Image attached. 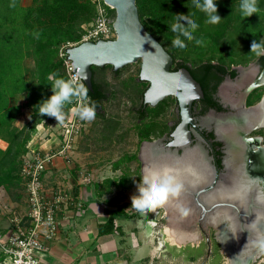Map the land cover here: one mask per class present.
<instances>
[{
	"label": "trees",
	"instance_id": "16d2710c",
	"mask_svg": "<svg viewBox=\"0 0 264 264\" xmlns=\"http://www.w3.org/2000/svg\"><path fill=\"white\" fill-rule=\"evenodd\" d=\"M13 2L15 6L11 7ZM257 2L260 11L244 18L239 12L240 0H217L222 20L215 25L205 23V14L192 7L191 0H137V6L147 30L177 60L172 68L186 67L200 82L205 97L212 99L211 93L216 85L207 84L214 77L218 82L224 73L235 76L237 70L231 69L233 65H247L256 60L264 65V56L257 57L251 52L252 41L264 37V0ZM96 14L94 0H31L29 5H24L21 0H0V139L7 142L6 148L0 147V187L6 188L15 200L23 196L22 161L29 152L28 145L38 130L37 126L41 123L48 126L56 121L54 117L39 115L37 105L52 94L50 83L54 79L67 78L59 50L65 44L79 42L84 26L92 22ZM112 14H116L115 9H112ZM191 15L199 24L195 36L203 37L205 44L198 46L184 41L187 51H178L173 46L178 37L170 31L171 25L176 23L177 16L191 20ZM34 32H39V39L34 38ZM27 54L33 59L34 86L25 73ZM107 68L116 75L121 71L110 65L92 66L93 89L83 82L88 96L96 102V117L104 116V103L111 92L109 82L98 79V74L102 75ZM124 82L125 87H134L141 96V103L135 109V127L140 140L147 139L155 130L162 132L164 129H159L161 125L156 118L172 104L173 98L168 97L156 106L145 104L146 85L140 87ZM135 82L136 77L131 84ZM19 94H25L22 103L16 98ZM72 104L65 106V116ZM26 109L30 110V119L20 127L16 120ZM134 160L139 161L137 153L125 154L113 163L115 169L123 170L122 176L106 178L102 184L110 185V189L131 185L134 181L130 178L129 164ZM14 189L21 191L15 192Z\"/></svg>",
	"mask_w": 264,
	"mask_h": 264
},
{
	"label": "crops",
	"instance_id": "0c3cea01",
	"mask_svg": "<svg viewBox=\"0 0 264 264\" xmlns=\"http://www.w3.org/2000/svg\"><path fill=\"white\" fill-rule=\"evenodd\" d=\"M34 85L33 79L32 86ZM20 101L18 102L21 103ZM28 119L27 111H23L16 124L22 127ZM52 127L47 131L46 127L40 124L38 132L31 140L32 146L42 150L56 149L60 142L61 125L53 123ZM6 146L7 142L0 139V147L4 149ZM85 170L75 159L67 160L57 155L44 172L42 180L48 196L65 190L70 197L68 204H63L57 214L60 221L57 236L49 239L42 235L49 247L44 255L47 263L231 264L232 258L220 244L221 241L215 240L212 228L206 232L212 241L209 252L208 241L203 240L200 229L193 228V234L183 229L180 234H184V240L195 238L194 241L179 239L180 241L176 242L168 237L166 229L159 225L163 215L159 208L143 218L130 209L138 192L136 183L126 187L113 186L110 189V185L102 184L104 179L94 177L95 174L86 181L84 177L90 173ZM22 195L20 200L9 201L4 197L3 204L0 201V215L4 214L7 219L0 233H5L10 228L11 210L22 213L27 211L25 193ZM220 222H214L218 236L220 231L226 228L224 223ZM195 234L196 237L190 238ZM257 258L258 256L255 261Z\"/></svg>",
	"mask_w": 264,
	"mask_h": 264
},
{
	"label": "flooded vegetation",
	"instance_id": "af4514ba",
	"mask_svg": "<svg viewBox=\"0 0 264 264\" xmlns=\"http://www.w3.org/2000/svg\"><path fill=\"white\" fill-rule=\"evenodd\" d=\"M176 63L177 60L174 59L171 66L172 70H178L183 67L180 66L173 69L172 67ZM251 63L256 65L257 69L255 71H239L237 69L239 65H233L231 69L236 68L237 70L235 76L224 73L221 81L217 82L215 77L209 81L207 85H216L211 93L212 99L206 98L204 95L203 98H197L193 101L191 107L192 121L188 124L190 136L185 144L177 147L169 146V143L173 140L172 134L174 130L182 122L179 103L176 97L172 95L166 98H173L175 118L162 125L157 122L158 125H161L159 129L164 128L165 130V128H168V130H163L164 132L162 131V133L160 132L161 136L157 138H154L150 134V138L148 137L143 141L140 140V143L142 144L144 141H155L151 149L155 155L170 154L175 158H180L185 156L187 152L196 153L202 161V164L205 165L204 169L208 177L206 181L200 184L201 190L204 187L206 191L212 192L220 186L228 187L234 179L243 178L249 181V184L251 183L250 186L254 187L251 190L252 193H254L253 191L255 189L257 194L264 193V122L257 125H253L252 123L253 128L248 129L251 126V124H248V116L253 112L250 108L261 103L264 98V65L258 60ZM251 63L242 66L248 67ZM141 81L143 80L139 79L138 72L136 82L133 85H140V87H142L141 85H146V90L149 82ZM133 91L135 92L136 90ZM260 114L258 113V117ZM232 124L234 125V129H230ZM225 127H229V131L225 130ZM137 155L139 159L138 163L141 162L143 165L140 152ZM202 195L200 196L202 197ZM221 200L226 202L229 198L224 197L217 201L220 202ZM254 200L251 197L248 205L242 210L245 214L252 213L256 208H259V205ZM231 201L238 203L235 200ZM188 205L192 207L191 213H198L200 216L197 227L201 230L203 240L208 241L203 232H207L205 224L209 223L210 225L207 227L214 230L215 240L220 242L221 238L216 234L217 226L214 224L216 220L211 219V222L210 220H206V217L208 215L213 216L217 211L227 209L218 207L217 210H214L215 212L213 214L207 213L203 216L201 207L193 197L190 198ZM238 212L239 210L235 208L228 209L227 211V213H231L235 217L238 216ZM221 231H224V229ZM225 235L227 236V234ZM228 237L230 238V236ZM220 244H222V241Z\"/></svg>",
	"mask_w": 264,
	"mask_h": 264
},
{
	"label": "water",
	"instance_id": "95a60500",
	"mask_svg": "<svg viewBox=\"0 0 264 264\" xmlns=\"http://www.w3.org/2000/svg\"><path fill=\"white\" fill-rule=\"evenodd\" d=\"M104 2L115 9L113 28L116 36L112 39L81 41L68 47L67 53L69 59L72 60L73 71L77 72L80 78L81 76H86V79L82 81L89 89H93L92 66L104 67L111 65L114 70H118L128 64L140 61L139 79L149 82V86L144 92V102L155 106L167 96L176 97L182 115V122L174 130L172 134L173 140L169 143V146L177 147L185 144L190 136L188 124L192 121V103L195 99L204 97L200 82L193 77L186 67L178 70L171 69L174 57L147 30L141 21L137 0H104ZM237 69L239 71H255L257 67L254 63H251L248 67L239 65ZM263 103L264 98L261 103L251 107L250 110L258 112L262 109ZM257 119L259 121L256 120L253 125L262 123V121L260 122L261 117ZM253 125L251 123L248 129L253 128ZM154 144L155 141H144L142 143L141 151L143 156H145V152L149 148L152 149ZM141 160H143L144 170L147 165L146 158L142 157ZM200 188V185L192 188L189 191V197L197 200L203 211V216L207 213L213 214L218 207H223L227 210L235 208L239 210L235 220L237 221V227L240 229L247 227L245 224L246 217L251 221L255 218L253 212L245 214L242 211L244 208L240 207L238 203H233L232 199L226 200V202L223 200L218 202L217 200L220 197L215 200L210 199L207 196L211 191H206L204 187L202 190ZM211 219L213 220L212 215L206 217V220ZM224 225L226 227L225 223ZM224 231H221L219 236L224 250L231 258H234L231 264L234 262L235 264H254L256 256L261 253L255 251L250 245L245 250L244 239L248 238L247 231H242L237 236H233L231 233L226 236L223 234L225 233ZM203 233H205L209 242V252L211 249L210 236L205 231Z\"/></svg>",
	"mask_w": 264,
	"mask_h": 264
},
{
	"label": "clouds",
	"instance_id": "9594fccd",
	"mask_svg": "<svg viewBox=\"0 0 264 264\" xmlns=\"http://www.w3.org/2000/svg\"><path fill=\"white\" fill-rule=\"evenodd\" d=\"M192 7L200 10L206 16L205 23L218 24L222 17L218 14L217 0H191ZM14 7V2L10 5ZM260 11L257 0H240L239 12L244 18L257 14ZM192 16V15H191ZM199 24L192 19L184 16H177L176 23L171 25L170 31L178 38L173 41V46L178 51H187V44L184 41L194 42L198 46H204L203 37H196L195 33ZM34 38L39 39V32L32 33ZM251 52L257 57L264 56V37L259 41L253 40L251 43ZM86 76H81V81ZM52 94L42 100L37 106V113L41 116L47 115L54 117L58 123L65 119V106L71 105L75 100L82 101L72 107L70 111L82 121H93L96 118V102L88 96V89L83 82L76 78L64 79L57 77L51 83ZM195 170L191 165L177 166L174 164H162L158 166L146 167L143 170L141 184H136L137 195L132 200L130 208L140 217H146L149 212L165 206L172 201L181 218L187 217L191 209L183 202L179 201L185 191V177L195 176ZM249 186L239 184L234 187L230 196L234 199L244 201L247 199ZM256 200L264 204V193H258ZM221 223L226 224L225 234L231 233L237 236L242 231H247L248 238L245 246L250 245L255 251L264 253V214L255 213V218L247 223V227L240 229L237 227V221L231 216H225Z\"/></svg>",
	"mask_w": 264,
	"mask_h": 264
},
{
	"label": "rangeland",
	"instance_id": "374dc122",
	"mask_svg": "<svg viewBox=\"0 0 264 264\" xmlns=\"http://www.w3.org/2000/svg\"><path fill=\"white\" fill-rule=\"evenodd\" d=\"M21 1L24 5H29L31 3V0ZM24 66L27 78L32 84L34 79L32 74L33 59L30 54H27L24 61ZM120 69L121 71L118 75L114 74L110 68L105 69L102 75L98 74V79H105L109 82L108 88L110 89L109 91H111L108 100L104 103V116L96 117L90 122L87 121L86 129L83 130L76 141V154L73 159H75L76 162L80 163L84 169H86L85 172L90 173L91 175L95 174L94 177L97 176L99 179H106L109 177L120 178V176H122L123 170L115 169L113 163L118 161L125 154L140 152L141 158L144 157L143 152L141 151L142 144L140 143L139 134L135 127L137 122L135 109L141 103V96L139 93L133 91L134 87L130 89V87L127 88L123 85L124 81V83L133 85L131 82L134 81V77H137L138 75L140 61L128 64ZM127 75H132L133 77H127ZM16 98L18 101H20V99L22 101L25 100V96L21 95H18ZM173 108L174 105L172 102L171 106L165 109L166 111L164 110L160 115H158L156 121L162 125L163 123L166 124L169 120L174 119L175 114ZM23 111H27L30 119V110L26 109ZM53 123H58V121L56 120L50 123L48 126H45L43 123L41 124L46 127L45 130L50 131L53 128ZM150 127L151 126H147V128ZM166 130H168V128H165L164 131ZM160 132L161 131L159 130H155L151 134L154 138H157L161 136L162 132ZM141 161L143 162V160ZM131 162L129 164L131 174L130 178L134 181V184H141L142 179H140L139 176L143 175L142 163H138V161L135 160ZM14 191H21V189H14ZM4 197H7L9 201L15 200L14 196H12L6 188L0 187L1 204H3L2 200ZM176 202L177 201L174 200V202L172 201L165 206L159 207V210L161 213H163V215H161L162 217L160 218V223H158L162 228L166 229V235L170 238L171 230H174L176 234H180L183 229L190 233L193 232V228H195L194 230L199 229L197 224L199 222L198 220L200 216L197 213L193 214L190 212L187 217L181 218L176 208H172V203L175 204ZM185 205H187L190 209L192 208L188 205V203ZM5 218L6 216L4 214L0 215V230L3 229L2 227L6 223L7 219ZM208 225L210 224H205L206 231H210V227H207ZM196 236L197 235L195 234L190 238ZM193 239L184 240L183 237L180 238V240L187 242L194 241ZM180 240L175 239L174 241L178 242ZM255 264H264V253H261L258 256Z\"/></svg>",
	"mask_w": 264,
	"mask_h": 264
},
{
	"label": "built area",
	"instance_id": "2783aa9c",
	"mask_svg": "<svg viewBox=\"0 0 264 264\" xmlns=\"http://www.w3.org/2000/svg\"><path fill=\"white\" fill-rule=\"evenodd\" d=\"M94 1L97 14L92 22L84 26L85 31L79 42L112 39L116 36L113 28L114 8L104 0ZM79 42L61 46L59 55L63 59L66 79L74 77L83 82L78 73L73 71L72 60L67 53L68 47ZM77 103L82 101L74 99L70 109ZM60 125V142L56 149L42 150L31 143L28 145L29 152L24 155L21 168L27 211L25 213L14 209L10 211V228L5 233H0V264H49L44 260L49 247L42 235L49 239L57 236L60 225L57 214L63 204H68L70 197L65 190L48 196L43 186V175L55 156L61 155L67 160H73L76 154V141L86 129L87 121L80 120L69 110ZM84 178L88 181L92 175H86Z\"/></svg>",
	"mask_w": 264,
	"mask_h": 264
},
{
	"label": "bare ground",
	"instance_id": "6f19581e",
	"mask_svg": "<svg viewBox=\"0 0 264 264\" xmlns=\"http://www.w3.org/2000/svg\"><path fill=\"white\" fill-rule=\"evenodd\" d=\"M263 110L260 111H254L252 113L249 114L248 116V124L254 123L258 117V113L260 114L259 117H261L260 122H264V103L262 106ZM230 129H234V125L232 124ZM225 130L229 131V127H225ZM145 158H146V167H152V166H158V165H162L165 163L168 164H174L177 166H183V165H191L192 168L195 170L196 175L195 176H186L185 177V191L183 192L182 196L179 198L180 202L183 203H188L190 201V197H189V191L194 188L197 187L198 185H200L201 183H203L204 181H206L207 174L205 171V165L202 164V161L200 160V158L198 157V155H196V153L194 152H187L185 154V156L180 157V158H175L174 156L170 155V154H157L155 155L151 149L149 148L146 152H145ZM239 184H246L249 186V191L247 194V199L244 201L238 200V199H234L230 196V193L234 190V187L239 185ZM251 184V183H250ZM249 181L243 179V178H238V179H234L231 183V185H228V187H224V186H220L217 187L216 190L212 191L207 197L210 199H216L218 197L220 198H224V197H228L229 199L235 200L238 202L239 206L242 208H245L249 201L250 198L253 197L255 200V203H257L259 205V208L253 212V216L255 217V213H260V214H264V204H260L257 202L256 197H257V193H256V189L253 191L254 193L251 192V190L254 188L253 186H250ZM174 202V201H173ZM173 206L172 208L175 207V204L172 203ZM228 210H220L217 211V213H215L212 218L216 221L220 222V219L231 215L234 219L235 216L231 213H227ZM246 221V226L247 223H250L251 220H249L248 217L245 218ZM171 233V238L172 239H177L179 240L181 237H184V234H176L174 230L170 231ZM244 243L246 245L247 243V238L244 239ZM245 250H247V246H244Z\"/></svg>",
	"mask_w": 264,
	"mask_h": 264
}]
</instances>
